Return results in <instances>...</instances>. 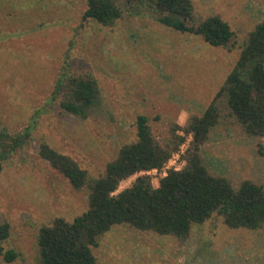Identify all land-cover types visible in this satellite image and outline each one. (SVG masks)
Segmentation results:
<instances>
[{
  "label": "rangeland",
  "instance_id": "rangeland-1",
  "mask_svg": "<svg viewBox=\"0 0 264 264\" xmlns=\"http://www.w3.org/2000/svg\"><path fill=\"white\" fill-rule=\"evenodd\" d=\"M192 1L195 22L221 16L235 31L236 47H213L164 26L129 0H116L123 14L113 26L85 17L88 0H0V130L22 132L42 111L27 144L2 160L0 221L11 226L4 247L18 257L0 255V264H36L40 228L89 208L88 190L73 188L40 156L43 141L98 177L122 145L136 140L138 116H147L165 141L172 124L185 126L207 109L263 19L264 0ZM64 68L91 71L99 81L104 102L86 120L52 100ZM190 140L163 171L136 174L118 192L140 175L158 186L169 170L182 169ZM202 154L211 172L234 187L244 180L264 187V137L248 136L234 119L223 118ZM93 252L98 264H264V227L231 229L214 216L180 240L116 225Z\"/></svg>",
  "mask_w": 264,
  "mask_h": 264
},
{
  "label": "trees",
  "instance_id": "trees-1",
  "mask_svg": "<svg viewBox=\"0 0 264 264\" xmlns=\"http://www.w3.org/2000/svg\"><path fill=\"white\" fill-rule=\"evenodd\" d=\"M147 8L164 26L181 33L201 36L213 47L232 49L237 37L229 22L212 15L195 22L192 0H129ZM116 0H88L86 18L113 26L122 17ZM239 58L226 81L202 115H192L185 126L172 124L169 137L160 141L149 118L137 117L136 140L126 143L110 161L104 173L94 177L77 160L43 141L40 156L63 174L76 190H88L89 208L73 221L57 218L37 234L36 264H98L93 248L116 225L160 236L189 238L194 226L219 216L231 229L259 230L264 227V187L244 180L236 188L225 176L215 175L202 154L223 118L234 119L253 138L264 137V17L241 44ZM65 112L86 120L104 102L98 79L91 71L72 73L64 68L52 94ZM22 131L0 130V174L2 160L27 144L38 116ZM191 137L185 166L171 169L155 186L144 174L120 192L123 181L139 173L163 171L174 154ZM11 226L0 221V255L9 262L18 254L5 250Z\"/></svg>",
  "mask_w": 264,
  "mask_h": 264
},
{
  "label": "built area",
  "instance_id": "built-area-1",
  "mask_svg": "<svg viewBox=\"0 0 264 264\" xmlns=\"http://www.w3.org/2000/svg\"><path fill=\"white\" fill-rule=\"evenodd\" d=\"M176 170V169H175ZM154 171H157V170H154ZM152 172V171H151Z\"/></svg>",
  "mask_w": 264,
  "mask_h": 264
}]
</instances>
